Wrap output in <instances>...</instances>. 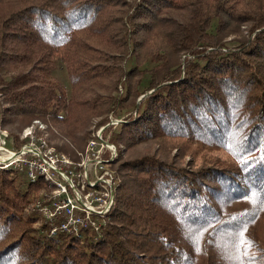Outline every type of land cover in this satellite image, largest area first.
Masks as SVG:
<instances>
[{
    "label": "trees",
    "instance_id": "obj_1",
    "mask_svg": "<svg viewBox=\"0 0 264 264\" xmlns=\"http://www.w3.org/2000/svg\"><path fill=\"white\" fill-rule=\"evenodd\" d=\"M111 115L101 228L51 235L0 166V264H264V0H0L8 145L40 120L77 159Z\"/></svg>",
    "mask_w": 264,
    "mask_h": 264
},
{
    "label": "built area",
    "instance_id": "obj_2",
    "mask_svg": "<svg viewBox=\"0 0 264 264\" xmlns=\"http://www.w3.org/2000/svg\"><path fill=\"white\" fill-rule=\"evenodd\" d=\"M110 119V123L94 131L77 159L36 134V128L46 127L40 120L23 130L21 137L26 141L20 147L8 145L9 132L0 129V166L16 168L32 181L42 178L47 184L35 209L48 221L51 235H81L85 228L98 230L113 207L118 181L111 163L119 149L111 141L107 127L123 119L113 115Z\"/></svg>",
    "mask_w": 264,
    "mask_h": 264
},
{
    "label": "rangeland",
    "instance_id": "obj_3",
    "mask_svg": "<svg viewBox=\"0 0 264 264\" xmlns=\"http://www.w3.org/2000/svg\"><path fill=\"white\" fill-rule=\"evenodd\" d=\"M57 74H58V76H59V78H60L61 80H63L64 82L67 81V78H66V75H65L64 69H63L62 67H59V68L57 69ZM21 138H22V137H21ZM79 151L81 152V151H84V150H79ZM77 156H78V152H77ZM40 194H41V192H40Z\"/></svg>",
    "mask_w": 264,
    "mask_h": 264
}]
</instances>
